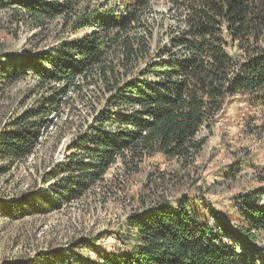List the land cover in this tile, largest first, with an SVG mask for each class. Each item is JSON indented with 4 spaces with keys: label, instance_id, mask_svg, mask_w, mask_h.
<instances>
[{
    "label": "trees",
    "instance_id": "obj_1",
    "mask_svg": "<svg viewBox=\"0 0 264 264\" xmlns=\"http://www.w3.org/2000/svg\"><path fill=\"white\" fill-rule=\"evenodd\" d=\"M153 1L0 0V11L13 10L34 28L60 19L75 35L18 60L9 59L0 43V84L29 74L45 96L0 133L1 161L26 160L40 146V133L57 125L60 109L73 113L88 105L89 119L52 176L59 177L61 197L70 199L103 182L117 161L130 171L154 155L189 163L205 144L200 131L209 130L230 97L246 94L264 108V0H166L165 14ZM167 16L170 27L163 22ZM234 44L239 53L230 55L227 46ZM30 207L35 203L1 205V212L17 220ZM235 212L240 235L264 239V188L241 196ZM203 216L187 201L164 204L133 217L123 237L115 235L133 237L128 251L107 252L91 243L93 262L62 253L33 264H264V248L238 251L241 238L231 241L218 217L221 232Z\"/></svg>",
    "mask_w": 264,
    "mask_h": 264
},
{
    "label": "rangeland",
    "instance_id": "obj_2",
    "mask_svg": "<svg viewBox=\"0 0 264 264\" xmlns=\"http://www.w3.org/2000/svg\"><path fill=\"white\" fill-rule=\"evenodd\" d=\"M152 4L164 14L168 9L166 0ZM172 21L167 16L163 22L170 27ZM74 36L63 30L60 19L34 28L25 19L20 21L13 10L0 11V43L9 59L33 57ZM160 41L163 44L166 38L161 36ZM226 50L230 55L239 53L236 44ZM35 85L29 74L0 84V133L13 129L16 119L41 103L44 92ZM228 99L209 130L200 131L205 144L189 163L154 155L130 171L117 161L103 182L70 199L61 197L59 177L52 180V176L70 155L71 141L90 112L88 105L76 107L73 113L71 108L60 109L58 119L53 118L57 125L40 133V146L32 156L16 163L0 160V264H33L39 256L62 253L63 257L73 255L93 262L91 243L107 252L128 251L133 237L128 234L130 240L121 241L118 236L123 237L124 227L133 217L164 204L172 208L181 201L197 206L207 224L221 232L218 217L232 233L225 237L231 241L241 238L235 242L238 251L253 248L261 253V236L250 242L238 233L235 204L241 196L264 188V108L246 94ZM16 203L19 207L35 203V207L27 208L17 220L1 212V205Z\"/></svg>",
    "mask_w": 264,
    "mask_h": 264
}]
</instances>
